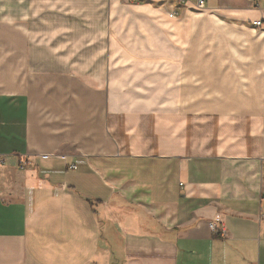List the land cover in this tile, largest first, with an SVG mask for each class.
<instances>
[{
    "label": "crops",
    "instance_id": "obj_1",
    "mask_svg": "<svg viewBox=\"0 0 264 264\" xmlns=\"http://www.w3.org/2000/svg\"><path fill=\"white\" fill-rule=\"evenodd\" d=\"M196 2L0 0V264H264V0Z\"/></svg>",
    "mask_w": 264,
    "mask_h": 264
},
{
    "label": "built area",
    "instance_id": "obj_2",
    "mask_svg": "<svg viewBox=\"0 0 264 264\" xmlns=\"http://www.w3.org/2000/svg\"><path fill=\"white\" fill-rule=\"evenodd\" d=\"M181 1V0H179ZM206 6V0H197L195 7L198 10L205 9ZM253 25L257 28L261 27V21L253 22ZM5 162V156L0 154V164H3ZM210 228L213 231V233L219 237H226L227 232L224 226H222V222L219 217H216L211 223Z\"/></svg>",
    "mask_w": 264,
    "mask_h": 264
},
{
    "label": "rangeland",
    "instance_id": "obj_3",
    "mask_svg": "<svg viewBox=\"0 0 264 264\" xmlns=\"http://www.w3.org/2000/svg\"><path fill=\"white\" fill-rule=\"evenodd\" d=\"M8 66H13V67H10V69H12L13 70V72H15V64L13 63V64H0V67L2 68L1 69V73H3L4 71H5V69H4V67H8ZM24 71V70H23ZM22 71V72H23ZM21 72V73H22ZM5 73H9V71L8 70H6L5 71ZM20 75V74H19ZM17 76H18V74H17ZM6 81H8V80H6ZM5 84H4V81L3 80H0V89H4L5 88Z\"/></svg>",
    "mask_w": 264,
    "mask_h": 264
}]
</instances>
